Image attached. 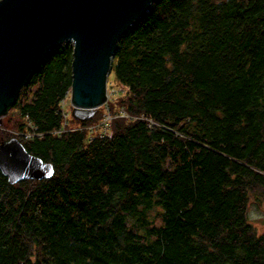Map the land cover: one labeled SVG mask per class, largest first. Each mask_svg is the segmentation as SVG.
<instances>
[{"label":"trees","instance_id":"obj_1","mask_svg":"<svg viewBox=\"0 0 264 264\" xmlns=\"http://www.w3.org/2000/svg\"><path fill=\"white\" fill-rule=\"evenodd\" d=\"M72 59L53 49L0 124L54 167L0 170V264H264V0H156L120 39L104 136L65 127Z\"/></svg>","mask_w":264,"mask_h":264},{"label":"water","instance_id":"obj_2","mask_svg":"<svg viewBox=\"0 0 264 264\" xmlns=\"http://www.w3.org/2000/svg\"><path fill=\"white\" fill-rule=\"evenodd\" d=\"M156 0H0V122L63 44L73 47L72 115L92 117L108 101V77L121 37L147 19ZM0 170L11 184L52 176L54 167L13 137L0 142Z\"/></svg>","mask_w":264,"mask_h":264},{"label":"rangeland","instance_id":"obj_3","mask_svg":"<svg viewBox=\"0 0 264 264\" xmlns=\"http://www.w3.org/2000/svg\"><path fill=\"white\" fill-rule=\"evenodd\" d=\"M126 92H127V88L124 87L123 85H121L116 80L114 73L111 71V73L108 77L109 100H108L107 104L102 105V107L100 108V110H102V111L104 110V115L106 113L112 114V111L110 110V107L108 104L110 100H112L115 103L114 108L116 109V111H120L121 108H119L118 105H116V102L119 100V98L123 97ZM62 107H63V110L65 112L64 113V117H65V121H64L65 123L64 124H66L65 127H70L71 129L78 128L79 125L74 124V122L71 120L73 106L71 103L70 91L68 92L67 97L63 100ZM9 111L11 112V109ZM12 113L14 115L12 117H16L15 110L12 111ZM12 113H10V115H12ZM8 115H9V113L2 118L0 124H2L4 126L9 125L12 128L11 124H13V123L12 122L10 123V119L12 117H10ZM98 123L94 124V125H96L95 127L89 128L87 130H89L90 133H99V131L101 129H98V127H97ZM4 126L0 125V129L6 130L5 128H7V127H4ZM10 127H9V129H10ZM23 133H25V132H23ZM29 133L30 132H28L26 134H29ZM152 216H154L156 224L159 225L161 223V211H160V209L156 208L152 212ZM248 219L253 224V226L255 227V229L257 230V232L259 234H264V192H262V193L258 192L256 194L251 193L250 202L248 205Z\"/></svg>","mask_w":264,"mask_h":264},{"label":"built area","instance_id":"obj_4","mask_svg":"<svg viewBox=\"0 0 264 264\" xmlns=\"http://www.w3.org/2000/svg\"><path fill=\"white\" fill-rule=\"evenodd\" d=\"M108 100H109V95H108ZM107 102L105 104H107ZM121 115L129 117V114H127L124 110L121 111ZM113 117H114V115L111 113H106L104 115L103 120L100 121L97 125L98 129H101L98 133L99 135L104 136L107 134L109 123ZM95 126L96 125H94V124L93 125H87L85 127L79 126L78 129H89V128H93ZM73 129H76V128H73ZM20 134L25 135L27 138L32 136L31 133H29V134L20 133Z\"/></svg>","mask_w":264,"mask_h":264}]
</instances>
